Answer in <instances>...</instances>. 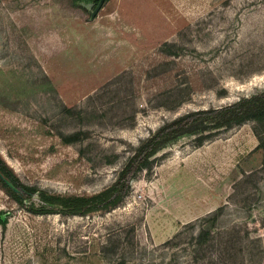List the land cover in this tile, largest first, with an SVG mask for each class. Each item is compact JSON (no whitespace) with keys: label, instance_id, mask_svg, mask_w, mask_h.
Returning <instances> with one entry per match:
<instances>
[{"label":"rangeland","instance_id":"rangeland-1","mask_svg":"<svg viewBox=\"0 0 264 264\" xmlns=\"http://www.w3.org/2000/svg\"><path fill=\"white\" fill-rule=\"evenodd\" d=\"M263 79L264 0H0V156L50 194L101 191L159 126ZM216 213L264 235V122L171 142L107 212L33 214L0 189V264H159L148 250Z\"/></svg>","mask_w":264,"mask_h":264},{"label":"trees","instance_id":"trees-1","mask_svg":"<svg viewBox=\"0 0 264 264\" xmlns=\"http://www.w3.org/2000/svg\"><path fill=\"white\" fill-rule=\"evenodd\" d=\"M247 120L264 122V90L223 107L189 111L165 122L132 150L115 180L97 193L50 194L36 186L23 183L1 156L0 189L19 206L33 214L87 216L107 212L124 201L130 192L132 180L143 171H151L158 153L171 142L187 135L196 136L198 141H202L213 131L232 128ZM260 148L261 141L248 156H255ZM259 166L254 164L243 168L241 177L235 180L233 186L242 178L252 177ZM233 190L235 191V187ZM34 195H37L41 202L39 206H35L31 201ZM223 207L225 205L218 210ZM217 216V213L211 214L199 221L197 230L178 231L167 241L153 246L148 250L155 256L152 259L159 264H237L238 259L241 264H258V256L254 255L252 244H259L256 250L260 251L259 257H263L264 247L261 243L264 241V235L252 237L247 230L215 228Z\"/></svg>","mask_w":264,"mask_h":264},{"label":"water","instance_id":"water-1","mask_svg":"<svg viewBox=\"0 0 264 264\" xmlns=\"http://www.w3.org/2000/svg\"><path fill=\"white\" fill-rule=\"evenodd\" d=\"M100 7H101V4L98 3L97 6H96V8H95V10H94L93 13H92V16L96 15V13H97L98 10L100 9Z\"/></svg>","mask_w":264,"mask_h":264},{"label":"bare ground","instance_id":"bare-ground-1","mask_svg":"<svg viewBox=\"0 0 264 264\" xmlns=\"http://www.w3.org/2000/svg\"><path fill=\"white\" fill-rule=\"evenodd\" d=\"M264 85V79L258 82V86Z\"/></svg>","mask_w":264,"mask_h":264}]
</instances>
